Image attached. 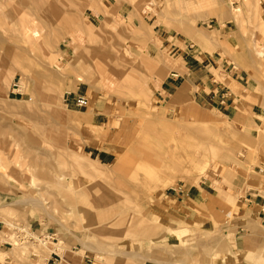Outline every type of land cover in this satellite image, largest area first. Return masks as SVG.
<instances>
[{"label":"rangeland","instance_id":"374dc122","mask_svg":"<svg viewBox=\"0 0 264 264\" xmlns=\"http://www.w3.org/2000/svg\"><path fill=\"white\" fill-rule=\"evenodd\" d=\"M180 48L222 91L264 104V0H0V264L128 260L96 252L112 250L136 252V264H264V212L245 201L264 184V110L235 117L192 85L176 105L161 96L167 76L188 71ZM75 94L89 107L72 105ZM102 111L105 126L89 131ZM147 121L167 136L162 151L143 138ZM50 169L65 185L48 182ZM183 189L189 202L213 193L212 222L163 215L166 193ZM98 209L121 215L91 220Z\"/></svg>","mask_w":264,"mask_h":264},{"label":"crops","instance_id":"0c3cea01","mask_svg":"<svg viewBox=\"0 0 264 264\" xmlns=\"http://www.w3.org/2000/svg\"><path fill=\"white\" fill-rule=\"evenodd\" d=\"M217 47V45H215ZM219 48H222V45L219 44ZM181 50V57L180 61L181 64L185 65L188 69L187 72L183 74H176L171 73L169 76H167L162 84H161V90H159V94L161 96L169 95L173 96L172 101L174 100L173 104L181 103L183 99V95L178 96V92L181 88L192 85L196 86V93L199 95H202L204 99L208 101V103L211 106H225V108L229 109V112L233 113V115L239 116L241 114V110L247 107H251V110L255 109L259 111L260 113H263L264 110V104L263 101L256 102V99H258V96L252 93H248V89L239 90V98L237 94L233 97L232 93L229 91H222L224 88L223 86L219 84H213L210 75L207 71H209L208 65H203L201 61L196 58L197 56H193L196 60H193L189 56V52H186L183 48H180ZM217 50H214V53H216ZM197 62V64H195ZM202 74V75H201ZM230 85L235 89L239 88L242 89V83H239L236 80H230L228 78ZM229 86H227L228 88ZM221 88V89H220ZM77 94L71 95L70 97V103L74 105L73 101ZM249 98H252L255 100L254 104L252 103V100H249ZM250 101V102H249ZM254 111V110H253ZM254 114L257 112L254 111ZM107 116L106 112H100L95 116L91 121L88 122L86 126H90L89 131H92V126H103L107 122ZM253 117V116H252ZM255 117V116H254ZM255 119V118H254ZM105 126V125H104ZM144 131L145 134H143V138L148 140L151 146L156 148L159 151H162L166 144H168L167 136L160 134H156L157 128H154L152 122L147 121L144 124ZM254 127V126H252ZM91 135V134H90ZM154 139H153V137ZM91 137H88L89 143L91 144ZM153 141L154 143L150 142ZM97 142V141H96ZM93 145V144H92ZM96 148V158L100 159L103 162H110V157L113 156V152L106 150V149H100L99 144H95L94 146ZM167 147H165L166 149ZM164 149V150H165ZM113 158V157H112ZM260 172H263L262 170ZM264 176V174H263ZM251 180V179H250ZM254 182L253 180H251ZM256 183V182H255ZM253 188H251L245 196V201H247V204H249V208L252 211L259 209V214L262 213L261 207L263 205V195L260 192V187L264 188V184H253ZM183 193V194H182ZM174 194V193H172ZM213 194V193H212ZM210 191H198L194 192L190 195L191 202L186 200L185 196V189L183 191L177 190V193L174 195H169L166 197L165 200H161L159 203V207H165L163 209L165 212L163 215L167 216L168 211L175 212V215H182L186 214L187 217H190V220H192L193 223H200V224H206L213 221L214 214H216V200L213 198ZM254 208V210H253ZM189 212H191L189 214ZM263 214V213H262ZM190 215V216H189ZM264 215V214H263Z\"/></svg>","mask_w":264,"mask_h":264},{"label":"bare ground","instance_id":"6f19581e","mask_svg":"<svg viewBox=\"0 0 264 264\" xmlns=\"http://www.w3.org/2000/svg\"><path fill=\"white\" fill-rule=\"evenodd\" d=\"M75 1V0H74ZM81 2H82V0H80ZM70 2V1H69ZM79 2V1H78ZM91 2V1H90ZM150 2V1H149ZM84 3V2H83ZM86 3V2H85ZM150 3H152V2H150ZM100 8H101V6H100ZM146 8H149V6H147ZM152 9V8H151ZM240 9V8H239ZM238 10V9H237ZM113 20V19H112ZM111 26V25H110ZM207 39V38H206ZM194 40V39H193ZM208 41V40H207ZM11 50V49H10ZM114 74V73H113ZM118 76H120V75H118ZM113 78V77H112ZM121 78V77H120ZM122 79V78H121ZM135 82V81H134ZM57 86V85H56ZM53 87V86H52ZM51 87V88H52ZM55 88V87H54ZM53 92H51V94H52ZM50 94V95H51ZM57 94V93H56ZM55 94V95H56ZM59 94V93H58ZM178 94H182L183 95V89H181L180 91H179V93ZM55 95H54V97H55ZM47 97V96H46ZM43 98V97H42ZM42 102V101H41ZM50 104H51V102H50V100L49 99H47L46 98V101H45V104L44 105H46V107H48V106H50ZM42 105V104H41ZM43 105V106H44ZM54 106V105H53ZM1 128V127H0ZM1 130V129H0ZM3 130V129H2ZM44 145V144H43ZM43 145H41V146H43ZM63 148V147H62ZM36 151V150H35ZM33 152V151H32ZM42 153V152H41ZM61 153L62 152H60V151H56L55 153H54V155L55 156H57V155H61ZM42 154H44V155H46L47 156V154H45V153H42ZM8 157V156H7ZM43 157V156H42ZM0 160H2L1 159V156H0ZM6 160V159H5ZM50 165V164H49ZM15 167V166H14ZM83 168V167H82ZM53 170V171H52ZM50 169V170H48V172H47V176H45L46 177V179L48 180V182L50 183V184H52L53 186H61V185H65V181L63 180L64 178H65V173H62L61 172V170L60 171H56V170H54V169ZM94 170V169H93ZM10 175V174H9ZM90 177H92L93 178V180L95 181V183H93V187H95V186H105L106 184L104 183V181H101L100 182V180H101V178L99 177V175H97V174H90L89 175ZM87 177V176H86ZM92 180V181H93ZM91 184V183H90ZM94 184H95V186H94ZM113 189V188H112ZM88 190V189H87ZM95 190V189H94ZM121 190V189H120ZM84 191H86V189H84ZM90 191V190H89ZM92 191V190H91ZM91 191H90V193H91ZM95 191H97V190H95ZM102 191V190H101ZM86 193V192H85ZM93 193V192H92ZM87 194V193H86ZM81 195H82V193H81ZM90 196H91V194H90ZM106 197H104V199H107V202H109V203H111L112 202V199H111V197H109V196H107V195H105ZM81 197V196H80ZM84 197V196H83ZM92 197V196H91ZM89 198L90 200L92 199V198ZM100 197V196H99ZM68 199V198H67ZM69 202L70 203H73L74 205H75V202L77 201V199H71V198H69ZM68 201V200H67ZM93 201V200H92ZM68 202V203H69ZM86 202V201H85ZM11 203V202H10ZM43 203V202H42ZM77 203V202H76ZM86 203H89L88 204V207H89V205L91 204V202H86ZM93 204V203H92ZM72 205V204H71ZM96 205V204H95ZM7 207L8 206H11V204H7L6 205ZM90 206H92V205H90ZM107 207H110V206H107ZM106 207V208H107ZM90 208V207H89ZM76 210H77V208H75ZM116 209V208H115ZM13 210V209H12ZM104 211V209H98V211ZM113 210H114V208H113ZM117 210V209H116ZM116 210H114V211H116ZM112 211V210H111ZM100 213V212H98V213H91V220H95V219H98V218H101V217H105L106 219L108 218V219H111V220H113V219H116L117 217H120V215H121V213H119V212H114V214H110V215H108V213L110 212H106V211H104V212H106L107 213V215H104V213ZM112 213V212H111ZM102 214V215H101ZM111 220H109V221H111ZM109 221H107V222H109ZM101 224V223H100ZM125 224V226L127 225L126 223H124ZM97 225V224H96ZM99 225V224H98ZM97 225V226H98ZM101 226V225H100ZM84 227V226H83ZM122 227V226H121ZM120 227V228H121ZM123 227H124V225H123ZM129 228V227H128ZM90 229V228H89ZM88 229V230H89ZM142 229V228H141ZM140 229V230H141ZM87 230V229H86ZM87 230V231H88ZM122 230V229H121ZM139 230V229H138ZM138 230H136V231H138ZM90 231V230H89ZM135 231V230H134ZM149 231V230H148ZM122 232V231H121ZM120 232V233H121ZM140 232H142V231H140ZM147 232V231H146ZM94 234L96 233V232H93ZM98 233H99V231H98ZM104 233V232H103ZM107 233V232H106ZM123 233V232H122ZM126 234H127V232H125ZM130 233H133V231H130ZM134 233H136V232H134ZM174 233V232H173ZM109 234V233H108ZM110 234H112V233H110ZM139 234H141V233H139ZM144 235H145V233H143ZM150 234V233H149ZM88 235V234H87ZM101 235V234H100ZM147 235V234H146ZM103 236H105V234L103 235ZM119 237H120V235H118ZM118 236H117V238H118ZM137 237H138V234H137ZM103 238V237H102ZM105 238V237H104ZM129 238V237H128ZM213 238V237H212ZM121 239V238H120ZM124 239V238H123ZM136 239V238H135ZM133 240V239H132ZM120 242H121V240H120ZM200 243V242H199ZM203 246V245H202ZM91 248V246H85V250L86 249H90ZM95 248V247H94ZM95 249H97V247L95 248ZM106 250V249H105ZM95 252V251H94ZM98 254H101V255H107V254H110V255H112V256H114V254L115 255H120V256H123V257H126V258H128V260L127 259H123V261L122 262H120V264H136L138 261H140L139 260V258L137 257V254H136V252H133V251H129V250H124V251H117V250H115V251H108V253H106V252H104V251H102V252H100V251H96ZM104 252V253H103ZM100 255V256H101ZM82 256V255H81ZM119 256V258H121ZM140 256V255H139ZM117 257V256H116ZM101 259V261H102V259H103V256H101L100 257ZM113 259V258H112ZM115 260V259H114ZM130 260V261H129ZM116 261V260H115ZM118 261H120V259L118 260ZM133 261V262H132ZM137 261V262H136ZM135 262V263H134ZM156 262H158V261H156ZM167 262V261H166ZM168 263V262H167ZM143 264V263H142ZM145 264V263H144ZM172 264V263H171Z\"/></svg>","mask_w":264,"mask_h":264},{"label":"built area","instance_id":"2783aa9c","mask_svg":"<svg viewBox=\"0 0 264 264\" xmlns=\"http://www.w3.org/2000/svg\"><path fill=\"white\" fill-rule=\"evenodd\" d=\"M69 95V93H67ZM69 98L65 97V101H68ZM74 106L78 107V108H87L90 105V100L86 95L83 94H77L74 98ZM263 198V205L261 207L262 211L264 212V196Z\"/></svg>","mask_w":264,"mask_h":264}]
</instances>
